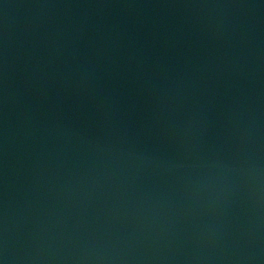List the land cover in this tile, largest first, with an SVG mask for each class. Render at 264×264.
Listing matches in <instances>:
<instances>
[{"label": "water", "instance_id": "1", "mask_svg": "<svg viewBox=\"0 0 264 264\" xmlns=\"http://www.w3.org/2000/svg\"><path fill=\"white\" fill-rule=\"evenodd\" d=\"M0 264H264V0H0Z\"/></svg>", "mask_w": 264, "mask_h": 264}]
</instances>
